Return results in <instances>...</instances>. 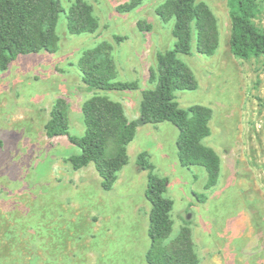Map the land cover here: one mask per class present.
Here are the masks:
<instances>
[{
  "label": "rangeland",
  "instance_id": "rangeland-1",
  "mask_svg": "<svg viewBox=\"0 0 264 264\" xmlns=\"http://www.w3.org/2000/svg\"><path fill=\"white\" fill-rule=\"evenodd\" d=\"M74 1L61 0L55 52L19 55L0 72V264H148L147 171L136 164L141 151L152 172L168 179L174 224L167 241L187 222L198 264H264V54H232L226 0H203L216 17L219 42L212 54H202L193 34L190 53L179 58L197 88L176 92L181 107L212 111L204 142L220 157L216 185L204 188L203 166L180 164L178 130L163 121L138 124L129 161L110 190L101 187L93 164L72 167L68 158L79 148L67 136L46 135L49 112L56 98H65L69 132L80 136L82 103L100 93L139 119L142 91L155 86L150 74H157V54L174 44V19L157 12L165 0H143L130 10L120 9L130 0H85L98 26L72 34L67 13ZM257 3L253 21L264 30V0ZM101 41L111 44L117 79L137 80V89L101 91L83 82L78 61Z\"/></svg>",
  "mask_w": 264,
  "mask_h": 264
},
{
  "label": "trees",
  "instance_id": "trees-1",
  "mask_svg": "<svg viewBox=\"0 0 264 264\" xmlns=\"http://www.w3.org/2000/svg\"><path fill=\"white\" fill-rule=\"evenodd\" d=\"M143 0H130L120 6L130 10ZM230 19L229 45L232 54L257 57L264 54V30L253 21L257 0H226ZM64 11L61 0H0V72L8 68L19 55L39 51L55 52L59 36L56 26L59 14ZM157 12L164 19L173 17L171 48L157 54V74L150 77L155 86L142 91L139 118L144 123L168 121L178 130L177 157L181 165H201L207 179L205 189L216 185L220 173V157L204 139L210 134L209 120L212 111L204 105L181 107L176 100L178 90L197 88V80L190 67L179 58L189 54L193 34L195 48L206 55L212 54L219 42L217 20L203 0H165ZM98 26L92 5L75 0L67 13V28L72 34L93 32ZM117 41L121 37L114 36ZM111 44L101 41L85 50L78 66L85 84L97 90H135L137 80H118L111 55ZM68 103L65 98L55 99L45 123L48 137L65 135L79 148L69 156L73 168L93 164L101 178V187L110 190L119 172L129 161L127 146L134 138L138 119H129L120 102L109 96L94 93L81 106L84 133L69 132ZM137 166L147 171L145 197L149 202V247L145 253L148 264H198L191 228L185 222L177 235L167 241L174 221L171 216L173 201L165 195L168 179L152 172L147 153L136 156ZM199 200L206 199L198 195Z\"/></svg>",
  "mask_w": 264,
  "mask_h": 264
},
{
  "label": "water",
  "instance_id": "water-1",
  "mask_svg": "<svg viewBox=\"0 0 264 264\" xmlns=\"http://www.w3.org/2000/svg\"><path fill=\"white\" fill-rule=\"evenodd\" d=\"M137 122H138V124H142L144 122V120L142 118H139Z\"/></svg>",
  "mask_w": 264,
  "mask_h": 264
}]
</instances>
